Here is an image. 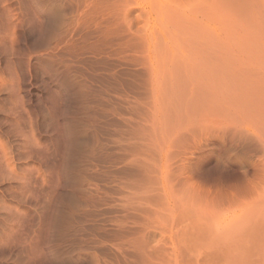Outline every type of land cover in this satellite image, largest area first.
Listing matches in <instances>:
<instances>
[{
  "label": "rangeland",
  "instance_id": "rangeland-1",
  "mask_svg": "<svg viewBox=\"0 0 264 264\" xmlns=\"http://www.w3.org/2000/svg\"><path fill=\"white\" fill-rule=\"evenodd\" d=\"M0 264H264V0H0Z\"/></svg>",
  "mask_w": 264,
  "mask_h": 264
},
{
  "label": "bare ground",
  "instance_id": "bare-ground-1",
  "mask_svg": "<svg viewBox=\"0 0 264 264\" xmlns=\"http://www.w3.org/2000/svg\"><path fill=\"white\" fill-rule=\"evenodd\" d=\"M84 179V178H83ZM29 180V179H28ZM32 180V179H31ZM82 180V179H81ZM85 180V179H84ZM33 181V180H32ZM36 181V180H35ZM34 181V182H35ZM83 181V180H82ZM86 181V180H85ZM85 181H83V182H85ZM28 183H29V181H28ZM31 183V182H30ZM36 183V182H35ZM80 183H81V181H80ZM30 185V184H29ZM26 187H29V186H26ZM33 188V187H32ZM29 189H30V187H29ZM24 190H25V188H24ZM26 192L28 191V190H25ZM39 191V190H38ZM29 192V191H28ZM34 192V191H33ZM25 193V192H24ZM30 193H31V191H30ZM28 201V200H27ZM26 201V202H27ZM86 207V206H85ZM62 212V211H61ZM60 260V259H59ZM62 263V262H61ZM96 263V262H95Z\"/></svg>",
  "mask_w": 264,
  "mask_h": 264
}]
</instances>
